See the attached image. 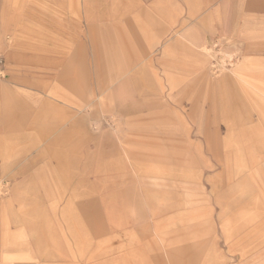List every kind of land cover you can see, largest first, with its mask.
Masks as SVG:
<instances>
[{"label": "rangeland", "instance_id": "1", "mask_svg": "<svg viewBox=\"0 0 264 264\" xmlns=\"http://www.w3.org/2000/svg\"><path fill=\"white\" fill-rule=\"evenodd\" d=\"M0 264H264V0H0Z\"/></svg>", "mask_w": 264, "mask_h": 264}, {"label": "built area", "instance_id": "2", "mask_svg": "<svg viewBox=\"0 0 264 264\" xmlns=\"http://www.w3.org/2000/svg\"><path fill=\"white\" fill-rule=\"evenodd\" d=\"M5 68H6V66H5V63L3 61V58L0 56V80L5 77V74H6Z\"/></svg>", "mask_w": 264, "mask_h": 264}]
</instances>
